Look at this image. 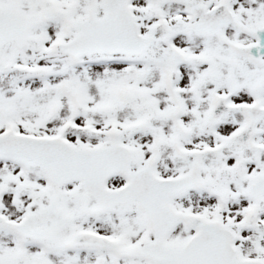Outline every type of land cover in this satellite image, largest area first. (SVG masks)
Instances as JSON below:
<instances>
[{
    "label": "snow or ice",
    "instance_id": "obj_1",
    "mask_svg": "<svg viewBox=\"0 0 264 264\" xmlns=\"http://www.w3.org/2000/svg\"><path fill=\"white\" fill-rule=\"evenodd\" d=\"M0 264H264V0H0Z\"/></svg>",
    "mask_w": 264,
    "mask_h": 264
}]
</instances>
